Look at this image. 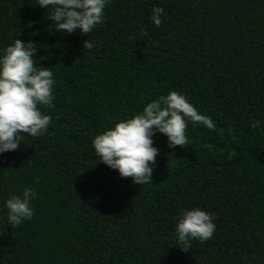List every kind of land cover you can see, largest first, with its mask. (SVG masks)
<instances>
[{"label":"trees","instance_id":"16d2710c","mask_svg":"<svg viewBox=\"0 0 264 264\" xmlns=\"http://www.w3.org/2000/svg\"><path fill=\"white\" fill-rule=\"evenodd\" d=\"M50 23L35 0H0V48L33 43L55 81L47 130L0 153V264H264V0H109L86 35ZM169 90L214 128L189 123L173 148L154 133L147 184L97 161L96 134ZM25 186L33 216L9 227L3 202ZM188 207L212 213L215 230L180 251L173 228Z\"/></svg>","mask_w":264,"mask_h":264},{"label":"clouds","instance_id":"9594fccd","mask_svg":"<svg viewBox=\"0 0 264 264\" xmlns=\"http://www.w3.org/2000/svg\"><path fill=\"white\" fill-rule=\"evenodd\" d=\"M109 0H35L44 10L52 31L81 34L90 33L104 19V9ZM163 10L153 6L151 23L159 27ZM84 40L83 48H91ZM36 46L31 42L14 38L0 48V153L14 151L21 143V135H43L51 117L41 108L53 106V72L50 67L37 63ZM212 130L210 118L198 112L187 99L176 91L157 95L144 103L139 111L115 121L110 127L91 139L94 153L105 166L116 171L121 178L130 177L137 185L151 182L158 149L153 145L154 133L162 134L169 148L183 147L189 143L185 135L187 125ZM254 121L250 127H258ZM205 148L209 147L204 145ZM231 157L233 152H229ZM37 198L31 186H25L19 194H11L3 202L6 209L4 222L16 227L33 216L31 201ZM214 216L199 207L181 209L173 228L175 246L187 251L193 240L204 242L211 238Z\"/></svg>","mask_w":264,"mask_h":264}]
</instances>
